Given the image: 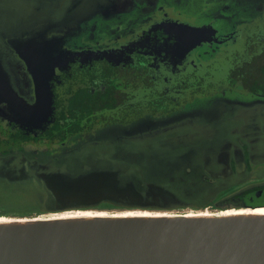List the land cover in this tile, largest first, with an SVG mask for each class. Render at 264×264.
I'll return each instance as SVG.
<instances>
[{
  "label": "flooded vegetation",
  "instance_id": "af4514ba",
  "mask_svg": "<svg viewBox=\"0 0 264 264\" xmlns=\"http://www.w3.org/2000/svg\"><path fill=\"white\" fill-rule=\"evenodd\" d=\"M35 12L6 36L34 75L27 99L0 69V160L119 158L171 123L264 104V0H62ZM239 146L250 181L234 207L264 210V164ZM178 147L182 174L214 172Z\"/></svg>",
  "mask_w": 264,
  "mask_h": 264
},
{
  "label": "rangeland",
  "instance_id": "374dc122",
  "mask_svg": "<svg viewBox=\"0 0 264 264\" xmlns=\"http://www.w3.org/2000/svg\"><path fill=\"white\" fill-rule=\"evenodd\" d=\"M60 1L0 0V69L24 98L33 94L32 56L21 53L20 60L9 53L6 36L15 32L23 15L36 14L38 8ZM233 110L211 119L171 123L150 133L144 152L119 158L113 153L83 157L75 153L45 166L2 159L0 221L55 218L77 210L100 216L147 213L171 217L225 215L241 209L234 207L239 204L236 195L249 184L250 177L242 165L239 145L249 149V164H264V104ZM186 144H192L199 164H213L210 168L214 172L207 178L182 174L177 168L182 160L178 146ZM232 161L233 168L229 166Z\"/></svg>",
  "mask_w": 264,
  "mask_h": 264
},
{
  "label": "water",
  "instance_id": "95a60500",
  "mask_svg": "<svg viewBox=\"0 0 264 264\" xmlns=\"http://www.w3.org/2000/svg\"><path fill=\"white\" fill-rule=\"evenodd\" d=\"M0 264H264V220L0 230Z\"/></svg>",
  "mask_w": 264,
  "mask_h": 264
},
{
  "label": "bare ground",
  "instance_id": "6f19581e",
  "mask_svg": "<svg viewBox=\"0 0 264 264\" xmlns=\"http://www.w3.org/2000/svg\"><path fill=\"white\" fill-rule=\"evenodd\" d=\"M149 213V212H148ZM134 214V213H133ZM130 215V214H128ZM132 215V214H131ZM140 215V214H139ZM127 216V214H114L113 216H100L86 214L79 210L72 213L65 212L62 216L55 218H37L35 220H13V221H0V230L14 231L25 230L38 227H57L58 225H95V224H109L110 222L116 223H135V222H169V221H181V222H213L215 220H224L225 222L232 221H244V220H264V210L254 209H237L230 211L225 215H206V214H189L183 216H166L162 217L160 214H145ZM66 216V217H65Z\"/></svg>",
  "mask_w": 264,
  "mask_h": 264
}]
</instances>
